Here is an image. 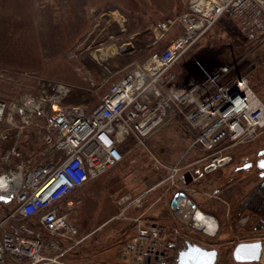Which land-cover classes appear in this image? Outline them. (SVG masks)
Instances as JSON below:
<instances>
[{
	"label": "built area",
	"instance_id": "2783aa9c",
	"mask_svg": "<svg viewBox=\"0 0 264 264\" xmlns=\"http://www.w3.org/2000/svg\"><path fill=\"white\" fill-rule=\"evenodd\" d=\"M223 18L235 23L244 55L213 72L197 62L200 79L180 84L175 65ZM176 24L179 34L161 51L132 64L92 110L64 105L70 89L63 85H52L49 95L0 101V121L15 130L35 128L42 142L36 161L22 155L18 141L0 154V264H65L64 256L82 240L76 238L74 205L64 200L123 162L122 148L129 140L149 159L158 176L155 187L183 193L178 200L183 211L190 207L184 201L185 192L192 191L185 185L189 176L201 179L224 168L232 162L231 150L264 133V103L248 75L238 73L249 58L254 69L264 67V0H189L184 13L154 31L161 39ZM178 125L186 145L167 163L145 142ZM130 174L140 176L137 169ZM146 194L119 198L120 213L143 207ZM135 221V234L123 246L125 264H175L165 226ZM256 239L262 244L259 264H264V237L245 241Z\"/></svg>",
	"mask_w": 264,
	"mask_h": 264
},
{
	"label": "rangeland",
	"instance_id": "374dc122",
	"mask_svg": "<svg viewBox=\"0 0 264 264\" xmlns=\"http://www.w3.org/2000/svg\"><path fill=\"white\" fill-rule=\"evenodd\" d=\"M188 1L87 0L89 12L84 20L79 14L78 0H0V101L11 104L20 96L49 95L55 89L52 85H63L70 89L63 101L64 105H82L87 110L94 109L111 85L129 70L128 65L140 63L152 52L161 51L179 34L180 28L177 24L161 39L154 29L163 21L177 19L186 10ZM135 33H139V36H135ZM237 33L233 21L221 19L175 65L174 70L180 84L193 83L200 79L195 67L197 62L213 72L220 66L240 59L245 49L242 43L236 42ZM149 44L151 45L147 47ZM134 49L136 52L132 53L131 50ZM252 61L249 58L241 63L238 73L248 75L252 91L264 103V67L254 69L249 65ZM116 69L122 71L114 73ZM171 129L183 136L181 125H178L156 133L145 142L159 158L162 157L158 150H164L167 145H171ZM24 131L26 132L17 142L18 147L25 158H35L33 161H36L38 151L42 148L41 133L31 129ZM14 134L15 130L10 123L6 120L0 121V154L9 149L18 138ZM136 145L134 139L127 141L122 148L125 159L133 156L131 149ZM247 147V159L241 163H238V159H233L220 171L229 176L232 186L237 184L250 187L258 182L257 172L243 167L247 166L244 165L246 161H257L256 153L264 149V133L254 142L242 145L235 151L231 150L230 154L235 157L237 150ZM135 149V155L142 152L139 147ZM77 192L74 191L72 197ZM219 194L215 195L216 198ZM103 195L112 204L108 191L104 190L101 198L87 197L84 204L81 203L78 209L74 208L73 218L78 226L86 221L88 211L104 199ZM119 198H115L114 202L121 216V208L117 205ZM206 199L209 208V205L216 203ZM219 205L222 209L226 208ZM203 209L202 207L201 210ZM233 213L234 211L230 212L228 222H217L218 229L216 228L214 237L202 230L200 232L192 229L174 214H169L170 218L165 222L168 224V231L178 230L179 233L175 231L176 236L184 235L203 247L218 249L216 264H238L232 259L233 247L245 239L264 235V231L257 233L240 227L238 220H230ZM184 220L187 221L185 218ZM191 222L190 220L189 223ZM188 230L192 234H186ZM179 243L180 241L173 244L177 247ZM63 262L67 264L64 259Z\"/></svg>",
	"mask_w": 264,
	"mask_h": 264
},
{
	"label": "crops",
	"instance_id": "0c3cea01",
	"mask_svg": "<svg viewBox=\"0 0 264 264\" xmlns=\"http://www.w3.org/2000/svg\"><path fill=\"white\" fill-rule=\"evenodd\" d=\"M78 2L80 5L78 7L79 14L81 18L85 20L89 12L87 0H78ZM185 11L186 10H184V12ZM134 35L139 36V33H135ZM150 45L151 44L147 45V47ZM131 51L132 53L136 52L135 49ZM132 64L128 65L127 68H130ZM120 71H122V69H116L114 73ZM24 129L36 130L31 127L14 129V136L19 132L18 135L20 138L21 135L26 132ZM169 132H171V145L165 146L166 149H162L163 151L158 150L162 157L161 159L167 163L173 162L186 145L183 136L179 135L178 131L171 129ZM19 138L13 143H16ZM135 148L138 147L136 146L131 150V152H134L131 154L133 156H129L117 166L109 169L99 177L89 181L86 185L76 190L78 191L75 193L76 196L72 197L74 193L72 192L64 200V202L70 201L74 205V208L78 209L81 203H85V200L88 199L87 197L101 198L100 195L105 190L108 191V196L111 199L110 202H112V204H109L107 201L108 198L106 195H103L104 199H102L98 205L93 206V209L89 210L90 212L88 211L86 221L79 223V226L76 225V238L82 241L73 251L68 252L64 256V260L67 264H125L127 260L123 255V246L135 234V229L137 227L135 219H139L142 223L159 222L165 227L168 225L165 221L170 218L169 214H174L170 208L171 201L174 198V192L166 191L164 186L155 187L158 176L151 169L149 159L142 152L135 155L137 151ZM236 149H234V151ZM248 153V147L240 151L237 150L235 152V157L232 158L238 159V163H241L244 159L249 157ZM132 169H137L140 173L138 178L131 176L130 171ZM222 169L223 168L206 174L195 183L186 179L185 185H187L188 188H192V191L185 192L187 199L200 209L203 207V211L212 215L219 224L228 222L231 216L230 212L234 211L230 220H238V225H240V227L256 230V227H258L257 225L259 222L261 223V221L264 227V214L262 215L254 211L246 204L242 205L245 197L251 194H248L250 187H241L235 183V186H232V182L229 181V176L225 175L224 171L223 173L220 172ZM218 171L219 173H217ZM263 177L261 178L263 179ZM147 189L151 190L145 195L144 206L141 208H129L125 210L120 217L117 212L119 209L117 210L118 207L114 202L115 198L117 199L118 197L121 198L127 195L137 197ZM215 191H217V195L220 193L219 196H217L218 198L211 197V194ZM195 196H197L196 199L194 198ZM206 198L214 200L216 203L209 205V208L206 205ZM219 204L224 205L226 208L222 209Z\"/></svg>",
	"mask_w": 264,
	"mask_h": 264
},
{
	"label": "water",
	"instance_id": "95a60500",
	"mask_svg": "<svg viewBox=\"0 0 264 264\" xmlns=\"http://www.w3.org/2000/svg\"><path fill=\"white\" fill-rule=\"evenodd\" d=\"M259 169L264 170V159L258 165ZM183 193L174 195L170 208L174 211L178 206V200ZM184 246L178 251L176 264H215L218 256L216 249H206L198 244L184 242ZM261 241H246L235 245L232 251V259L238 264L257 263L261 254Z\"/></svg>",
	"mask_w": 264,
	"mask_h": 264
},
{
	"label": "bare ground",
	"instance_id": "6f19581e",
	"mask_svg": "<svg viewBox=\"0 0 264 264\" xmlns=\"http://www.w3.org/2000/svg\"><path fill=\"white\" fill-rule=\"evenodd\" d=\"M68 96V95H67ZM67 98V97H66ZM66 98L64 99V101L66 100ZM8 123V122H7ZM34 123V121H32V124ZM13 128V127H12ZM258 139V138H257ZM255 141V140H254ZM254 141H252V142H254ZM252 142H250V143H252ZM247 144H249V143H247ZM245 145V144H244ZM242 146V145H241ZM240 147V146H239ZM238 148V147H237ZM232 160H233V158H232ZM189 180H190V182H192V183H195V182H197L198 180H200V179H193V177H191V176H189ZM189 189H191L192 190V188L191 187H189ZM148 191H150V189H147L146 191H144L143 193H145V192H147L148 193ZM186 196V195H185ZM184 201L185 202H187V205H188V202H190L189 203V206L190 207H192V205H195L193 202H191V201H188V199H184ZM190 207H186V209L185 210H183V211H181L180 209H179V207L177 206V208L173 211L172 209V212L176 215V217H178L179 219H182L183 220V223L184 224H188L192 229H195V230H198V231H200V232H205V233H207V234H210V235H214V234H216V232H215V230H216V228H217V221H216V219L212 216V215H210V214H206V213H204L199 207H198V209H191ZM188 221H185L184 220V218ZM192 221L191 222V224L189 223V221ZM155 223H158V224H161V223H159V222H154V223H150V224H155ZM163 225V224H162ZM218 229V228H217ZM202 230V231H201ZM217 231V230H216ZM211 236V237H212ZM130 241V240H129ZM251 241H255V240H251ZM188 242H190V243H195V244H197L196 243V241L194 242L193 240H191L190 238H188ZM242 242H246L245 240H243ZM240 243V242H239ZM238 244V243H237ZM199 245V244H198ZM184 245H181L180 247H174V248H172V251H171V254L174 256V259H175V264H176V258H177V253H178V251L183 247ZM199 246H201V245H199ZM201 247H203V246H201ZM235 247V246H234ZM233 247V248H234ZM203 248H206V247H203ZM206 249H216V248H206ZM217 251H218V249H216ZM232 251H233V249H232ZM167 254H168V252H166L165 254H164V256L165 257H167ZM218 254H219V251H218ZM217 259H218V256H217ZM259 259H260V257H259ZM216 262H217V260H216ZM216 262H215V264H216ZM259 262V261H258ZM257 262V263H258Z\"/></svg>",
	"mask_w": 264,
	"mask_h": 264
},
{
	"label": "flooded vegetation",
	"instance_id": "af4514ba",
	"mask_svg": "<svg viewBox=\"0 0 264 264\" xmlns=\"http://www.w3.org/2000/svg\"><path fill=\"white\" fill-rule=\"evenodd\" d=\"M261 159H264V149L260 152L257 153V161L256 162H252V161H246L244 163V165L247 164V166L243 167L244 169L248 168L250 169V171L255 170L257 172L258 175V182L253 183V185L250 186V191L248 194V196L245 197L244 201L242 202L243 204L248 205V207L252 208L254 211L259 212L260 214H264V170L259 169L258 165ZM243 165V163H242ZM241 165V167H242ZM263 177V179L261 178ZM264 216V215H263ZM261 223L263 224V222L261 221ZM259 222V224L257 225L258 227H256V230L254 229L255 232L259 233V232H263L264 231V227L263 225ZM260 237H264V235L259 236L257 238ZM257 240V239H256Z\"/></svg>",
	"mask_w": 264,
	"mask_h": 264
},
{
	"label": "trees",
	"instance_id": "16d2710c",
	"mask_svg": "<svg viewBox=\"0 0 264 264\" xmlns=\"http://www.w3.org/2000/svg\"><path fill=\"white\" fill-rule=\"evenodd\" d=\"M177 230V229H176ZM175 229H171V230H167V227H165V235L167 236L166 237V240H167V242L169 243V244H173L174 242H177L178 243V241H180V245L183 243L184 244V242H186V238H188V237H186V236H181L180 234H179V236H176L177 235V233H179L178 232V230H177V233H175V231H176ZM179 231H182L181 229L179 230ZM182 233H184V232H182ZM186 234H188V235H190V234H192L191 233V231H187V233ZM182 244V245H183ZM180 245H178V247H180ZM174 247H176V245L175 246H173L172 245V248H174Z\"/></svg>",
	"mask_w": 264,
	"mask_h": 264
}]
</instances>
